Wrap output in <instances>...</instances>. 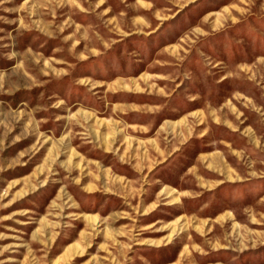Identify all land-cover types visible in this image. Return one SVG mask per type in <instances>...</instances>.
<instances>
[{
  "label": "rangeland",
  "instance_id": "374dc122",
  "mask_svg": "<svg viewBox=\"0 0 264 264\" xmlns=\"http://www.w3.org/2000/svg\"><path fill=\"white\" fill-rule=\"evenodd\" d=\"M0 264H264V0H0Z\"/></svg>",
  "mask_w": 264,
  "mask_h": 264
}]
</instances>
